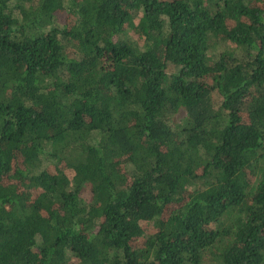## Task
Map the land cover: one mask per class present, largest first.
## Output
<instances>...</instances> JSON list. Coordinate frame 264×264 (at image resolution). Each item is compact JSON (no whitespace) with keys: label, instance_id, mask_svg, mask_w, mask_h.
Returning <instances> with one entry per match:
<instances>
[{"label":"trees","instance_id":"16d2710c","mask_svg":"<svg viewBox=\"0 0 264 264\" xmlns=\"http://www.w3.org/2000/svg\"><path fill=\"white\" fill-rule=\"evenodd\" d=\"M0 264H264V0H0Z\"/></svg>","mask_w":264,"mask_h":264},{"label":"rangeland","instance_id":"374dc122","mask_svg":"<svg viewBox=\"0 0 264 264\" xmlns=\"http://www.w3.org/2000/svg\"><path fill=\"white\" fill-rule=\"evenodd\" d=\"M65 18H66V15L65 13L63 12H58L57 13V19H58V22L59 23H63L65 21ZM137 21V17H135L134 19V23ZM137 37V34L136 32L134 31V29H132L131 27L126 31V38L134 41V40H137L136 39ZM230 45L226 42H216L214 43L210 49H209V52H208V55L210 57H213L215 58L216 55L224 50V49H227ZM185 117V112L183 110H178L173 116H172V120H171V125L172 127H175L177 125H179L180 123H182L183 119ZM84 196H87V193H84L83 194Z\"/></svg>","mask_w":264,"mask_h":264}]
</instances>
